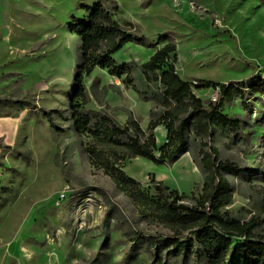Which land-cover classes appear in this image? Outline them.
Instances as JSON below:
<instances>
[{
    "label": "rangeland",
    "instance_id": "rangeland-1",
    "mask_svg": "<svg viewBox=\"0 0 264 264\" xmlns=\"http://www.w3.org/2000/svg\"><path fill=\"white\" fill-rule=\"evenodd\" d=\"M96 1L0 0V100L30 107L0 105V264H91L104 240L100 264H150L134 240L170 235L141 220L131 200L90 166L84 139L70 125L81 42L69 24L83 19L85 6ZM115 1L117 18L133 23L152 44H126L113 56L118 63L144 64L174 40L176 70L184 81L228 84L256 76L264 85V0H149L147 6L143 0ZM93 82L100 95L106 88L108 112L117 122L121 114L128 119V109L148 126L153 103L99 68L84 79L87 109L101 108L90 90ZM192 89L203 100L215 94ZM245 105L236 100L222 108L240 118L238 140L216 130L211 145L221 161L242 169L240 176H227L234 198L225 210L243 223L259 221L256 233L264 237V95H248ZM44 112L54 118L58 135ZM160 127L159 146L166 141ZM124 171L150 196H156L153 180L178 191L189 205L202 194L203 175L190 153L172 165L133 159Z\"/></svg>",
    "mask_w": 264,
    "mask_h": 264
},
{
    "label": "trees",
    "instance_id": "trees-1",
    "mask_svg": "<svg viewBox=\"0 0 264 264\" xmlns=\"http://www.w3.org/2000/svg\"><path fill=\"white\" fill-rule=\"evenodd\" d=\"M149 2L143 0V6ZM85 11L83 19L73 18L69 24V31L81 42L80 63L75 71V89L70 102V125L75 134L84 139L82 147L90 166L108 176L131 200L141 220L170 233L163 239L142 235L133 243L149 256L150 264H264V237L256 233L260 222L253 219L243 223L225 210L234 198L227 176H240L242 169L221 161L218 150L211 145L216 130L234 134L238 140L241 120L225 115L222 108L236 100L246 108L247 96L264 95V85L256 83V76L228 84L199 80L193 85L184 81L176 70L178 55L174 40H167L144 64H120L113 56L126 44L152 47L151 42L139 35L133 23L117 18L119 6L115 0H97L85 6ZM163 41L160 37L158 43ZM96 68L121 80L142 101L153 103L146 130L128 109L124 110L128 116L126 123L117 122L108 112L106 88H102L100 95L96 82L90 90L101 108H86L90 95L84 79ZM192 87L218 90L216 101L201 99ZM1 104L18 111L30 109L20 101L0 100ZM44 115L58 135L61 130L52 115L47 112ZM160 126L166 131V141L158 146L155 131ZM185 153L191 154L204 179L201 197L194 205L186 204L178 191L154 180L156 196H150L124 171L125 163L133 159L145 158L156 165H172ZM104 242L98 248L99 256L91 264L104 260Z\"/></svg>",
    "mask_w": 264,
    "mask_h": 264
},
{
    "label": "crops",
    "instance_id": "crops-1",
    "mask_svg": "<svg viewBox=\"0 0 264 264\" xmlns=\"http://www.w3.org/2000/svg\"><path fill=\"white\" fill-rule=\"evenodd\" d=\"M133 91L131 90V94H130V97H135V95L132 93ZM129 108H131V107H129ZM121 119L122 120H120L121 122V124H124V123H126V117L125 116H123V114H121ZM149 123V122H148ZM141 127L144 129V128H147V126H143V125H141ZM160 129H162L161 127H159V128H157L156 129V131L157 130H160ZM164 129V128H163ZM144 130H146V129H144ZM164 131V133H163V136H164V138H166V131H165V129L163 130ZM157 143H158V141H157ZM159 146V145H158Z\"/></svg>",
    "mask_w": 264,
    "mask_h": 264
},
{
    "label": "built area",
    "instance_id": "built-area-1",
    "mask_svg": "<svg viewBox=\"0 0 264 264\" xmlns=\"http://www.w3.org/2000/svg\"><path fill=\"white\" fill-rule=\"evenodd\" d=\"M218 92H219L218 90H215V94H214V96L211 99L212 101H216Z\"/></svg>",
    "mask_w": 264,
    "mask_h": 264
}]
</instances>
